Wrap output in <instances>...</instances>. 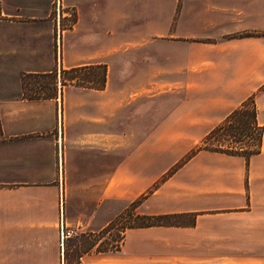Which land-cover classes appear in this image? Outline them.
Masks as SVG:
<instances>
[{"label": "crops", "instance_id": "0c3cea01", "mask_svg": "<svg viewBox=\"0 0 264 264\" xmlns=\"http://www.w3.org/2000/svg\"><path fill=\"white\" fill-rule=\"evenodd\" d=\"M175 16L158 56L120 54L103 88L69 85L61 109L0 100V264H65L71 235L102 230L138 198L140 214L191 221L129 228L118 250L90 248L76 264H264V131L247 161L197 149L247 100L264 127V0H179Z\"/></svg>", "mask_w": 264, "mask_h": 264}, {"label": "rangeland", "instance_id": "374dc122", "mask_svg": "<svg viewBox=\"0 0 264 264\" xmlns=\"http://www.w3.org/2000/svg\"><path fill=\"white\" fill-rule=\"evenodd\" d=\"M74 1L0 0V100L20 98L19 78L22 73L57 69L61 57L68 58L71 53L81 54L98 46L104 47L106 57L99 63L105 64L106 72L110 69V76L118 70L120 60L117 58L120 54L124 57L122 63L126 64L151 55L155 58L161 51V43L168 39L162 22L166 27L169 25V29L172 27L179 2ZM81 10L83 15L80 17ZM84 11L91 12L89 18ZM87 24H91L94 34L85 33ZM165 88L167 86L161 87ZM67 89L68 86L63 87L61 95ZM61 95L60 99L56 98V106L60 109ZM137 134L140 135V132L137 131ZM187 155L189 153L174 163L167 173L179 166ZM134 213L129 201H124L120 214L110 221L108 230L71 235L64 243L65 264H76L77 257L86 249H113L119 245L118 231L122 225L130 222V216ZM170 220L188 223L191 216H175Z\"/></svg>", "mask_w": 264, "mask_h": 264}, {"label": "trees", "instance_id": "16d2710c", "mask_svg": "<svg viewBox=\"0 0 264 264\" xmlns=\"http://www.w3.org/2000/svg\"><path fill=\"white\" fill-rule=\"evenodd\" d=\"M244 35L248 34L245 33ZM105 75L106 66L103 63L82 64L68 68L59 67L45 72L22 73L19 78L20 98L25 100L56 99L61 95L62 88L69 85L80 88L101 89L105 84ZM263 131L264 127L257 125L255 122V109L252 101L247 100L229 112L220 123L210 129L201 139L197 149L239 155L247 161L250 155L259 151ZM140 201L141 198H138L129 203L135 213L131 214L130 222L120 227L117 241L119 245H115L113 249L96 248V252L108 253L118 250L126 229L180 224L177 221L170 220V218L178 216L176 214H140L136 210ZM110 224L111 222L103 230H108L107 227ZM92 246L91 244L90 247Z\"/></svg>", "mask_w": 264, "mask_h": 264}, {"label": "built area", "instance_id": "2783aa9c", "mask_svg": "<svg viewBox=\"0 0 264 264\" xmlns=\"http://www.w3.org/2000/svg\"><path fill=\"white\" fill-rule=\"evenodd\" d=\"M62 228H63V227H62V224H61V226L59 225V229H60L61 236H62ZM63 230H64V228H63ZM67 233L69 234V232L64 231V234H67Z\"/></svg>", "mask_w": 264, "mask_h": 264}]
</instances>
